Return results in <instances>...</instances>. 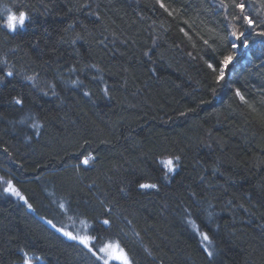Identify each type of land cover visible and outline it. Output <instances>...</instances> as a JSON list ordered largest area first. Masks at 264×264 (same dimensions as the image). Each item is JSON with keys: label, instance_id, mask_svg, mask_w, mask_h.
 Wrapping results in <instances>:
<instances>
[{"label": "trees", "instance_id": "16d2710c", "mask_svg": "<svg viewBox=\"0 0 264 264\" xmlns=\"http://www.w3.org/2000/svg\"><path fill=\"white\" fill-rule=\"evenodd\" d=\"M106 242L264 264V0H0V264Z\"/></svg>", "mask_w": 264, "mask_h": 264}, {"label": "snow or ice", "instance_id": "6c2138e0", "mask_svg": "<svg viewBox=\"0 0 264 264\" xmlns=\"http://www.w3.org/2000/svg\"><path fill=\"white\" fill-rule=\"evenodd\" d=\"M239 7L243 8L244 5L241 4V5H239ZM26 18H27L26 17V13H24V12H20L18 16H16V15H10L8 17L7 25H8V27L10 29L15 30L16 27H17V25H20V26H24L25 25ZM249 23H251L250 20H249ZM231 60H232V57L231 56L225 57V60H224L225 65H227ZM7 75L8 76H11V75H13V73L8 72ZM29 79H31V78H29ZM72 83H76V81H73ZM16 102L17 103H21L19 100L16 101ZM84 163H87V160H85ZM166 165L169 168V171H171L173 169V167H174L173 161L171 159H169V160L166 161ZM139 187L146 189V188H156L157 186L155 184H140ZM7 191L12 192V191H14V189H12L11 187H9L7 189ZM108 223H109V221H107V220L104 221V224H108ZM65 235H68L71 239H74V240L75 239H81L79 237L72 236L70 233H65ZM203 237H204V240H209V237H208V235L206 233L203 234ZM81 243H85L86 244L87 241L84 240V239H81ZM101 251H104V249H101ZM205 251L207 252V255L210 258L213 256V252L208 251L207 249H205ZM116 259H121L123 261V264H130V261H129L127 255L125 253H123V252H121L120 255H118L116 257ZM29 264H30V262H29Z\"/></svg>", "mask_w": 264, "mask_h": 264}, {"label": "rangeland", "instance_id": "374dc122", "mask_svg": "<svg viewBox=\"0 0 264 264\" xmlns=\"http://www.w3.org/2000/svg\"><path fill=\"white\" fill-rule=\"evenodd\" d=\"M167 160H169V159H171L172 161H173V164L175 163V161L172 159V158H166ZM165 167H166V169L169 171V168L167 167V165H166V161H163V163H162ZM175 165V164H174ZM175 169V166L173 167V170ZM169 172H171V171H169ZM9 187H11V185H7V186H5L4 187V190H5V192H7V193H10V194H12V195H14V196H18V193L16 192V190H14V191H12V192H10V191H7V189L9 188ZM12 188V187H11ZM13 189V188H12ZM85 236H83V238H84ZM101 249H104V251H102L103 252V256L105 257V259H106V261H111V260H113V261H117V262H120L121 264H123V261L121 260V259H116V257L118 256V255H120V253L122 252L121 250H120V248H119V246L115 243V242H106V243H104V245L101 247ZM29 262H30V264H33V261L31 260V258L30 257H26L25 258V260L23 261V264H29Z\"/></svg>", "mask_w": 264, "mask_h": 264}, {"label": "water", "instance_id": "95a60500", "mask_svg": "<svg viewBox=\"0 0 264 264\" xmlns=\"http://www.w3.org/2000/svg\"><path fill=\"white\" fill-rule=\"evenodd\" d=\"M42 220H43V221H45V219H44V218H43ZM48 224H49V222H48ZM81 239H82V238H81ZM81 239H80V241H81Z\"/></svg>", "mask_w": 264, "mask_h": 264}]
</instances>
